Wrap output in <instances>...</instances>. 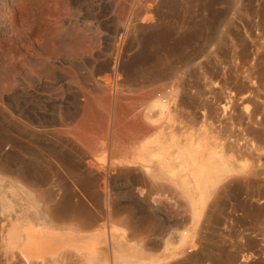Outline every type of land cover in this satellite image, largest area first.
Returning a JSON list of instances; mask_svg holds the SVG:
<instances>
[{
	"label": "rangeland",
	"instance_id": "1",
	"mask_svg": "<svg viewBox=\"0 0 264 264\" xmlns=\"http://www.w3.org/2000/svg\"><path fill=\"white\" fill-rule=\"evenodd\" d=\"M254 171L264 0H0V264H264Z\"/></svg>",
	"mask_w": 264,
	"mask_h": 264
},
{
	"label": "bare ground",
	"instance_id": "2",
	"mask_svg": "<svg viewBox=\"0 0 264 264\" xmlns=\"http://www.w3.org/2000/svg\"><path fill=\"white\" fill-rule=\"evenodd\" d=\"M215 114V113H214ZM256 162V161H255ZM257 165V164H256ZM259 173H261L262 174V172H255L254 171V176H259ZM264 174V173H263ZM262 174V175H263ZM250 175V174H249ZM252 176H253V174H252ZM260 177V176H259ZM257 178V177H256ZM262 178V177H261ZM32 196V195H31ZM32 198V197H31ZM33 200H34V198H33ZM33 202V201H32ZM40 206V205H39ZM61 206V205H60ZM58 208V207H57ZM41 209V208H40ZM60 209V208H59ZM55 210H57L56 208H55ZM17 211H20V209L19 210H17ZM43 211V210H42ZM41 212V211H40ZM46 212V211H45ZM12 215H13V213H11ZM10 214V215H11ZM45 214V213H44ZM43 215V214H42ZM48 215V214H47ZM45 216V215H44ZM16 219V224H18V225H20L19 223H21V222H18V218H15ZM31 219V218H30ZM39 219V218H38ZM42 219H43V217H42ZM29 220V219H28ZM30 222V221H29ZM15 223V222H14ZM23 223V222H22ZM21 223V224H22ZM39 224V223H38ZM17 226V225H16ZM54 228V227H53ZM55 229V228H54ZM20 241H22V242H24L25 240H26V244L28 245V247L30 246H32V245H34V242L32 241V239H31V237L28 235V234H24V235H21L20 236ZM52 239V238H51ZM35 241V240H34ZM50 242H51V244L52 243H54V239H52V240H50ZM25 244V243H24ZM37 244H38V242H37ZM48 244V243H47ZM63 244V243H62ZM21 245H23V243L21 244ZM42 245H45V244H42ZM49 245V244H48ZM61 245V244H60ZM52 246V245H51ZM57 246V245H56ZM39 247H41V246H39ZM47 247V246H46ZM23 248V247H22ZM49 248H50V246H49ZM48 248V249H49ZM52 249H53V247H52ZM51 250V249H50ZM31 253V252H30ZM65 256V255H64ZM62 258V257H61ZM52 259H54V258H52ZM34 264V263H33Z\"/></svg>",
	"mask_w": 264,
	"mask_h": 264
}]
</instances>
